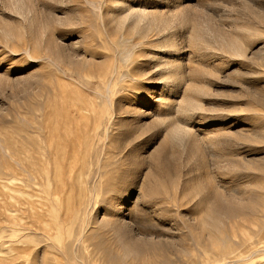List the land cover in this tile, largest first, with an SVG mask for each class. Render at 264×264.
I'll use <instances>...</instances> for the list:
<instances>
[{
    "label": "rangeland",
    "instance_id": "1",
    "mask_svg": "<svg viewBox=\"0 0 264 264\" xmlns=\"http://www.w3.org/2000/svg\"><path fill=\"white\" fill-rule=\"evenodd\" d=\"M239 252L264 264V0H0V264Z\"/></svg>",
    "mask_w": 264,
    "mask_h": 264
},
{
    "label": "bare ground",
    "instance_id": "2",
    "mask_svg": "<svg viewBox=\"0 0 264 264\" xmlns=\"http://www.w3.org/2000/svg\"><path fill=\"white\" fill-rule=\"evenodd\" d=\"M76 146H77V145H76ZM75 148H76V147H75ZM75 150H76V149H75ZM236 224L238 225V223H236ZM236 224H235V225H236ZM251 224H252V223H251ZM231 226H232V225H231ZM232 227H233V226H232ZM232 227H231V228H232ZM251 227H253V225H251ZM238 228H239V227H238ZM233 229H234V228H232V230H233ZM232 230H231V231H232ZM234 230H235V229H234ZM234 230H233V232H234ZM239 230H242V229L239 228ZM231 231H230V232H231ZM233 232H232V236H233L232 238H234ZM240 232H242V231H240ZM244 232H245L244 234H245V236H246V239H245V240H247V236H248V235H247L246 231H244ZM247 232H248V231H247ZM262 233H263V232H262ZM234 234H235V236H236V233H235V232H234ZM242 234H243V233H241V235H242ZM260 235H261V234H260ZM254 236H255V235H254ZM254 236H252V237H254ZM256 236H257V235H256ZM236 237H237V236H236ZM248 237H249V236H248ZM250 237H251V236H250ZM250 237H249V238H250ZM257 237L259 238V236H257ZM262 237H263V236H262ZM262 237H260V238L263 240ZM244 238H245V237H244ZM250 239H251V238H250ZM252 239H253V238H252ZM261 239H260V240H261ZM248 240H249V239H248ZM242 241H244V240H242ZM237 242H238V241H237ZM257 242H259V241L257 240ZM148 243H149V242H148ZM238 243H239V242H238ZM153 244H154V243H153ZM155 244H156V243H155ZM214 244H215V242L213 243V246H214ZM242 244L244 245L243 248H246L245 246L248 245V247H249V244H250V243H249V244H247V243H242ZM246 244H247V245H246ZM253 244H254V243H253ZM148 245H150V244H148ZM215 245H217V244H215ZM237 245H238V244H237ZM243 245H242V246H243ZM251 245H252V244H251ZM255 245H256V244H255ZM11 246H12V241H10V240L7 241L5 247H6V249H7L6 251L9 252L8 254H9L10 256H11L10 253H12V250H11L12 247H11ZM155 246H156V245H155ZM235 247H236V246H235ZM240 247H241V246H240ZM240 247H238L239 250H240ZM122 248H123V247H122ZM154 248H155V247H154ZM226 248H227V247H226ZM229 248H230V247H229ZM233 248H234V247H233ZM251 248H253V247H251ZM251 248H250V249H251ZM145 249H147V248H145ZM145 249H144V250H145ZM227 249H228V248H227ZM227 249H226V252H225V253L228 252ZM231 249H232V247H231ZM231 249H230V250H231ZM236 249H237V248H235L234 250H236ZM120 250H121V249H120ZM123 250L125 251V253H123L124 251H122V253H123V254H126V249H123ZM224 250H225V249H224ZM232 250H233V249H232ZM241 250H242V249H241ZM256 250H257V248H256ZM6 251H5V252H6ZM213 251H215V250H213ZM237 251H238V249L236 250V252H237ZM7 252H6V255H7ZM216 252H217V251H216ZM216 252H215V253H216ZM234 252H235V251H234ZM240 252H241V251H240ZM240 252H239V253H235V254L229 256L228 258L226 257V256H228L227 254H226V255L222 254V255L225 256V257H222V259H223V258H225V259H223V260H219V261H220L221 263H223V264H226L228 259H229V261H230V260H231V261H232V260H234V261L237 260V261H238V259H240V258L242 257V254H243V253H240ZM252 252H253V251H252ZM211 253H212V252H211ZM213 253H214V252H213ZM213 253H212V254H213ZM217 253H218V252H217ZM231 253H232V252H231ZM255 253H256V252H255ZM218 254H219V253H218ZM228 254H229V253H228ZM214 255H215V254H214ZM7 256H8V255H7ZM193 256H194V255H193ZM193 256H192V257H193ZM211 256H212V259H214V258H213V255H211ZM216 256H217V255H216ZM219 256H220V255H219ZM219 256H218V257H219ZM152 257H153V256H152ZM183 257H184V256H183ZM208 257H209V255H208ZM214 257H215V256H214ZM8 258H9V257H8ZM193 258H194V257H193ZM193 258H191V259L193 260ZM216 258H217V257H216ZM11 259H12V258H11ZM11 259H10V260H11ZM13 259H14V258H13ZM13 259H12V262L14 261ZM210 259H211V258L209 257V260H210ZM219 259H221V258H219ZM192 260H191V264H193V262H194V261L192 262ZM194 260H195V259H194ZM196 260H197V259H196ZM207 260H208V259H207ZM209 260H208V261L205 260L206 263L209 262ZM8 261H9V259L7 260V263L10 262V261H9V262H8ZM187 261L190 262V259L187 260ZM198 261H200V262L202 261V262H203L204 260H202V259L199 260V259H198ZM205 261H204V262H205ZM211 261H212V260H211ZM219 261H218V262H219ZM239 261H240V260H239ZM242 261H243V260H242ZM185 262H186V261H185ZM216 262H217V261H216ZM220 262H219V263H220ZM195 263H197V261H196ZM195 263H194V264H195ZM9 264H10V263H9ZM175 264H176V263H175ZM178 264H179V263H178ZM182 264H183V263H182ZM213 264H214V263H213Z\"/></svg>",
    "mask_w": 264,
    "mask_h": 264
}]
</instances>
